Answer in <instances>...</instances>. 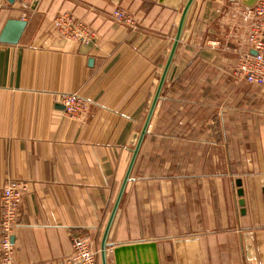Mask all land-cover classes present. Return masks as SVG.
<instances>
[{"label": "crops", "instance_id": "0c3cea01", "mask_svg": "<svg viewBox=\"0 0 264 264\" xmlns=\"http://www.w3.org/2000/svg\"><path fill=\"white\" fill-rule=\"evenodd\" d=\"M186 1L0 0V36L10 18L28 21L19 43L0 40V220L8 180L29 187L14 234L19 264H102ZM245 8L192 3L108 237V264L115 246L141 241L157 242L160 264H264V85L234 73ZM62 12L84 20L92 41L58 36ZM67 92L88 101L83 119L66 116Z\"/></svg>", "mask_w": 264, "mask_h": 264}, {"label": "built area", "instance_id": "2783aa9c", "mask_svg": "<svg viewBox=\"0 0 264 264\" xmlns=\"http://www.w3.org/2000/svg\"><path fill=\"white\" fill-rule=\"evenodd\" d=\"M20 1L24 7L28 8L40 0ZM242 13L248 23V28L247 34L243 38V47L239 52L234 73L239 79L250 84L264 85V0H258L254 6H246ZM114 16L117 20L125 23L131 24L134 21L122 10L115 11ZM53 28L58 36L64 40L88 43L95 36V32L90 26L71 12L58 14L53 20ZM61 101L64 105V112L69 119L78 121L86 116L89 104L86 98L79 93H64ZM28 190V184L16 179L8 180L2 189L0 247L3 264H19L13 237L19 225L20 206Z\"/></svg>", "mask_w": 264, "mask_h": 264}, {"label": "water", "instance_id": "95a60500", "mask_svg": "<svg viewBox=\"0 0 264 264\" xmlns=\"http://www.w3.org/2000/svg\"><path fill=\"white\" fill-rule=\"evenodd\" d=\"M195 0H187L184 9L182 12V17L178 25L177 33L175 36V40L171 49V52L169 54L164 72L161 76L157 92L155 94V97L153 99V102L151 104V107L149 109L147 118L145 120L142 132L140 134L139 140L137 142V145L134 149L132 160L129 164L126 176L123 180V183L121 185L117 200L115 202L114 208L112 210V214L110 216V219L108 221V224L106 226L103 238H102V244H101V256H102V264H108L109 263V248L110 244L108 242V237L112 228V225L114 223V220L116 218V214L118 212V209L120 207L121 201L123 199V196L125 194L128 182L131 179L132 170L134 167V164L136 162L137 156L140 152V149L142 147L144 138L146 134L148 133V129L150 126V122L152 120V117L154 115V112L156 110V106L158 104V101L160 99L162 88L165 85L168 71L170 69V66L173 62L175 53L177 51L178 45L180 43L186 21L188 19V15L190 12V8L192 3ZM243 3L246 6H254L258 0H242ZM28 24V21L25 19L20 18H10L4 29L2 30L0 40L4 43H10V44H17L19 43L21 36ZM238 184L241 185V180H238ZM243 190H239V194L243 195ZM241 205H244V200L242 199L240 201ZM14 240V237H13ZM114 253V259L116 264H160V256H159V249L158 244L156 241H141V242H134V243H125V244H119L115 246L113 249Z\"/></svg>", "mask_w": 264, "mask_h": 264}]
</instances>
